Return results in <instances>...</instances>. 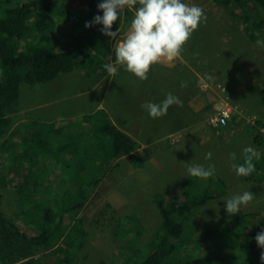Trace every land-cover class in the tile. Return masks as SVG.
I'll return each mask as SVG.
<instances>
[{"label": "rangeland", "instance_id": "rangeland-1", "mask_svg": "<svg viewBox=\"0 0 264 264\" xmlns=\"http://www.w3.org/2000/svg\"><path fill=\"white\" fill-rule=\"evenodd\" d=\"M74 2L76 3V0L70 6L73 7ZM101 2L102 0L96 1L97 7ZM184 2L200 6L207 17L206 22L199 25L198 30L193 33L191 39L184 46V51L194 62L198 63L199 70L188 59V56L181 54L173 61L165 60L153 66L148 74L149 77L153 75V80L151 85H148L147 80L139 81L119 66H117L118 73L115 77L99 73L85 77L83 69L75 68L69 74L61 73L59 77L49 82L21 83L19 88L21 98H19L20 101L15 108L18 107L20 111H26V116L32 120L47 124L54 123L53 126L55 127L61 126L62 132H69L71 136L76 137L79 144L89 148L80 149L82 155L85 150L87 153L90 150L92 154L95 149H107L104 146L95 148L93 140L97 145H100L108 141V136H98L99 130L95 128L96 125L92 127L91 122L85 127V121H83L84 116L93 110L105 94L107 96L103 102L108 115L113 118V121L118 120L121 127H124L132 138L134 135L137 136L136 138L141 144L144 142V145L148 147L144 153L151 152L154 156L162 150L166 151L161 144L163 140L164 143L169 144L168 138L170 137L171 143L179 142L182 125L194 124L196 120H199L198 118L206 115V113L208 115L213 113L212 116L218 115L220 111L218 109L223 108L226 103V107L234 106L230 119H236L242 125H246V123L257 118V121H261L264 125V47L257 44L258 40H264L262 38L252 39L251 30L246 27L247 22L240 16V7H233L232 11H229L227 8L226 10L218 6L217 2L213 0H184ZM125 11L120 14V19L126 17ZM55 20L54 37L57 39H55L56 46L61 50L65 51L67 47L70 48L77 37L84 36L80 28L73 23L64 21L57 16ZM254 32L258 33L257 30ZM114 55L115 52L108 57L109 63L114 64ZM184 65L192 67L198 72L196 86L182 88L181 85H177L192 78L189 70L184 69L185 72L181 76L179 73L176 74L177 71L183 69ZM140 82L146 86L140 85ZM198 85L207 89L210 100L215 98L220 101V103L215 104L217 111H214L215 107L210 108L208 106L207 108L204 106L203 112L199 113V117H195L193 121V119L184 118L186 117L184 104L182 107L173 105L168 109L167 115L152 119L141 107L145 102L160 103L165 99L167 93L178 96L183 103L184 95L189 94L186 97V105L189 103L193 105L196 103L194 98L199 96L198 99H201V95L196 96L195 92L200 91ZM153 94H155V101L152 100ZM203 101L205 105L206 100L204 98ZM173 107L177 108L175 114L171 110ZM175 109L173 110L175 111ZM14 115L12 116L13 119ZM93 121L104 124L102 118H94ZM187 121H190V124ZM229 123L230 121H228V125ZM150 142H152L151 145L155 142V149L151 148ZM176 147L171 146V148ZM107 151L109 150L105 152ZM182 151L187 153V157L180 156ZM242 151L243 149H240L238 145L232 146V144H228L226 149H208L207 146L203 149H170L166 151L169 152V158L163 164L162 169L150 161L151 156L149 155L144 158L145 164L140 167L134 166L128 159V155L119 154L120 156L115 157V159H110L114 156L102 155L100 151L94 158L90 154L80 156L88 158L87 169L84 171L82 168L78 171L100 180L90 185L91 187H85L84 184H74L70 187L69 189L73 192L69 204L77 202L81 204L84 200L82 191L84 187L90 195L89 199L82 206L79 204V209L74 211L63 210L64 203L62 201L60 203L57 201L46 202L45 200L50 199L52 195H55L52 197L53 199L59 198L63 191L57 189L55 184L56 182L60 183L59 180L62 177L61 173L56 170L53 173L55 175L53 183H49L47 190L42 191L45 196L29 197L30 200H40L36 209H43L46 212L47 209H50V211L44 216L37 211L28 218L42 224L48 214L51 219L57 221V224L62 223L63 226L67 227L66 241L71 245H67L64 241L61 246L64 248V252L66 251L65 253L68 254L66 257L69 259L72 257L70 259L71 264H133L134 260L143 261L153 248L150 246V241L152 236L159 231L162 221L156 199L164 198L170 193L179 194L182 192L187 186L188 163L200 164L205 167L210 164L215 165V174L221 176L216 178L222 179L229 185L221 198H214L213 201L208 200L204 206L199 208L196 222L202 235L229 220L230 216L226 212L225 200L231 198L233 193L237 195L250 191L254 193L255 197L247 207L241 206V211L237 214L245 215L249 212H261L264 209V178L262 177L264 176V168L255 173V176L262 177L260 180L246 182L245 178L236 175L233 161L230 167L234 171L224 167V164L227 166L230 164L228 163L230 153L235 152L237 158L242 160L240 157ZM45 152L50 155L46 150ZM190 152L191 154H189ZM208 152L212 153L211 160L205 159ZM52 159L53 157H51ZM174 160L175 163L169 167ZM50 162L54 165L51 163L46 165L49 167L56 166L55 161ZM235 162L240 163L239 159H236ZM51 172L53 170L46 171L44 174L48 175ZM197 179L201 186H207L214 182L211 180L212 178ZM222 181H218V183ZM80 186H83L81 190L78 189ZM41 187L39 186L40 189H42ZM62 187L65 188V184ZM12 191L13 189L11 190L8 186L2 187L1 191L3 203L7 205L9 212L13 210L10 200L13 195ZM164 193L166 194L164 195ZM67 199L69 200V198ZM44 202L47 206L42 208ZM249 218V216H245L244 220ZM73 219L74 221L80 219L74 227L71 225ZM22 224L21 227L25 226L28 231L33 232V229H37L34 224L26 219L22 220ZM67 224H70L71 227ZM130 226L129 237L134 240L131 244L123 247L126 243L122 244L124 238L121 239L122 241H118L117 236L120 232L121 235H124L126 232L124 228ZM193 247L192 244L181 247L185 256V264L214 263L211 262V258L205 252L203 255L200 253L199 256H195L191 250ZM62 256V253L57 255L51 253L47 259L50 264H62ZM56 258L58 259L56 260ZM229 260L228 264H235L233 258ZM240 264L244 263L240 262ZM253 264H261L260 254L255 257Z\"/></svg>", "mask_w": 264, "mask_h": 264}, {"label": "trees", "instance_id": "trees-1", "mask_svg": "<svg viewBox=\"0 0 264 264\" xmlns=\"http://www.w3.org/2000/svg\"><path fill=\"white\" fill-rule=\"evenodd\" d=\"M73 1L75 0H0V264H50L47 259L48 251L56 255L62 253V264H70L69 257H66L68 254L61 246L64 241L67 245H71L66 241L67 227L62 223L57 224V221L51 219L48 214L42 224L28 218L37 211L41 212L43 216L50 211V209H47V212L43 209H36L40 200H30L29 197H44L42 191H46L49 183H53V173L56 170L61 173L62 177L59 180L60 183L56 182L55 184L57 189L63 191L59 198L53 199L52 197L55 195H52L45 201L49 203L62 201L64 203L63 210L74 211L79 209L80 202L69 204L73 192L69 188L74 184L90 186L100 180L78 171L82 168L84 171L87 169L88 158L80 156L90 154L94 158L100 151L102 155L114 156L110 159L128 155L127 157L133 165L139 167L145 164L144 158L149 155L148 152H136L141 149V145L125 131L118 128L104 109L96 112L99 115L98 118L104 119V124L94 123L92 117H86L84 121L87 124L92 122V127L96 125L95 128L99 130L98 136H108V141L100 145H97L93 140L95 148L104 146L107 149H95L92 154L90 150L88 153L85 150L82 155L80 149L89 148L79 144L76 137L71 136L69 132H62L61 126L55 127L54 123L33 122L26 116V111H20L18 107L15 108L20 101L19 88L23 82L28 84L49 82L55 80L61 73L69 74L75 68L83 69L85 77L93 73L109 75L103 66L109 63L108 57L112 52L113 41H111V37L100 31L102 25L85 27V23L92 21L96 15H103L97 7L96 1L98 0H76L72 7L70 5ZM213 1L229 11H232L233 7H240V16L247 22L246 27L251 30L252 39L262 38L264 40V0ZM125 15L123 31L129 29L134 12L126 10ZM56 16L73 23L84 34L83 37H77L72 46L67 47L65 51L56 46V37H54ZM121 24L122 22L118 19L114 23L112 31L118 29ZM254 30H257L258 33ZM182 54L188 56V59L199 70L198 63L194 62L186 51H183ZM189 72L192 74V78L186 80L187 87L196 86L197 77L192 69H189ZM178 85L181 84L178 83ZM195 92L196 96L205 97V93L199 90ZM188 96L189 94L184 95L183 104L186 107L184 111L186 117L184 118L194 121L195 117H199V114L192 104L186 105ZM173 109L175 107L171 108L172 113L175 114L177 108L175 111ZM14 114L16 118L13 119ZM18 115L26 120L18 122ZM187 122L190 124V121ZM261 124L263 123L259 121V125ZM56 128L59 129L58 132H55ZM253 128L256 130L254 138L256 144L263 146L264 136L259 133L257 125ZM173 144H176L177 148L181 145L179 142ZM191 148L194 146L190 144L184 146L183 150ZM44 149L50 155H47ZM106 150L109 151L105 152ZM182 152L180 156L186 157L187 153L183 152V154ZM51 157H53L52 160ZM25 160L29 163L27 167ZM50 161H55L56 167L47 166L46 164H50ZM263 163L264 158L254 164L258 166ZM51 164L54 165V163ZM49 170H53V172L45 175L44 173ZM214 176L211 177L214 182L207 186H201L197 178L189 176L186 180L187 186L182 192L168 197V199H156L162 221L159 231L152 236L150 241V246L153 248L143 261L134 260L133 264H185V256L181 247L191 244L194 246L191 249L194 255L199 256L200 253L202 255L204 252L207 253L211 262H214L211 264H228L231 258L235 264H240V262L253 264L255 257L264 251L255 240L256 235L264 231L262 229L264 209L261 212H249L245 215L235 214L216 229H211L207 234L202 235L199 232L196 222L199 208L210 199L220 198L226 193V187L229 186L225 181ZM243 179L248 182L258 181L261 178L249 175ZM218 181L222 182L218 183ZM64 184L65 188L62 187ZM4 186L13 189L10 199L13 205L11 212L3 203L1 191ZM39 186H42V189ZM85 187L82 189L84 200L80 205H83L90 196ZM81 188L83 186L78 189L81 190ZM234 195L235 193H233ZM46 206L47 204L44 202L42 208ZM245 216L250 218L244 220ZM24 219L34 224L37 229H33V232L22 229L21 225H23L22 220ZM79 220L74 221L73 219L72 227ZM130 228L131 226L124 228L126 231L124 235H121L120 232L117 236L118 241L124 238L123 241L121 240L122 244L126 242L123 247L131 244L134 240L129 237ZM140 234L141 232L139 236ZM213 259L214 261H212Z\"/></svg>", "mask_w": 264, "mask_h": 264}, {"label": "clouds", "instance_id": "clouds-1", "mask_svg": "<svg viewBox=\"0 0 264 264\" xmlns=\"http://www.w3.org/2000/svg\"><path fill=\"white\" fill-rule=\"evenodd\" d=\"M98 9L103 13V15H96L92 21L85 23V27L91 28L93 25H102L103 27L100 31L104 35L111 37V41H113L111 53L115 52V62L114 64L106 63L103 66L109 74V77H115L117 75V66H119L120 68H123L124 71L131 73L139 81L147 80L146 82L148 85H151L153 80V75L151 77L148 76L151 68L157 63H161L165 60L173 61L174 59L180 57L184 51L186 42L190 40L193 33L198 30L199 25L207 20L203 8L195 4L190 5L184 2V0H102V2L98 4ZM125 10H132L134 15L129 29L123 31L122 25L124 23V19H120V14ZM118 19H120L122 24L118 29L112 31L113 25ZM257 44L258 46L264 47V41L258 40ZM184 69L186 71L192 69L197 77L198 72L189 66H184L183 69L181 71H177L176 74L179 73L181 76L185 72ZM158 77L159 75L157 78ZM140 85L143 86L145 84L140 82ZM186 86L187 82L181 83L182 88ZM199 88L201 92L205 93V97L200 96L202 99L204 98L206 100L205 107L208 108V106H210V108H214L215 103H212L208 98L209 92L207 89H204V87ZM155 94L152 95V97H154L152 99L153 101H155ZM106 96L107 95L105 94L103 99H105ZM103 99L98 101L93 110L84 116L83 121L86 117L100 119L98 118L99 115L96 113L100 109H104L107 112ZM173 105L182 107L183 102L178 96H175L172 93H167L165 99L160 103L145 102L141 105V107L148 113L150 118L158 119L167 115L168 109ZM226 106L227 103L223 108L218 110L227 108ZM229 108L230 112L226 124L213 123L211 118L216 115L214 114L212 116L213 113L207 118V123L215 127L227 126L228 121L232 120L230 119V116L234 110V106L231 105L230 107L229 105ZM214 111H217V108L214 109ZM18 116V122H23L21 121V116ZM108 117L118 128L125 131L127 134L129 133L126 129H124V127H121V123L118 120L113 121V118L110 115H108ZM14 118H16V115H14ZM257 120L258 119L256 118L253 121H250V123H246L245 126L253 128V126L257 125L259 133L264 136V125H259V121ZM84 126L86 127L87 123H85ZM136 137L137 136L133 135V138L141 145V149H138L136 152L144 153L148 147L144 145V142L141 144ZM257 146L260 148L259 151L251 146L243 149L242 163L233 164V168L237 176L247 177L249 175H253L254 177L257 171H261V169L264 168V163L260 164L258 168L254 164L257 161H262L264 158V145ZM229 155L232 161L237 159L235 152L230 153ZM205 159L211 160L212 153L208 152L205 155ZM173 164L174 163H172L169 167ZM187 173L190 177L207 180L215 175L216 168L215 165L212 164L205 167L200 164L188 163ZM214 177H218V175L216 174ZM262 177L264 178V176ZM165 194L166 193H164V195ZM175 195L176 193H170L165 195L164 198L168 199V197ZM254 198V193L250 191H245L242 194H237L228 198L225 200L227 214L231 217L239 213L241 211V206L247 207V205L252 202ZM210 200L213 201V199ZM21 228L27 231L25 226ZM255 240L257 245L261 249H264V231L259 232L256 235ZM47 253H49L48 257H50L51 252L48 251ZM260 261L261 264H264V251H261L260 253Z\"/></svg>", "mask_w": 264, "mask_h": 264}, {"label": "crops", "instance_id": "crops-1", "mask_svg": "<svg viewBox=\"0 0 264 264\" xmlns=\"http://www.w3.org/2000/svg\"><path fill=\"white\" fill-rule=\"evenodd\" d=\"M198 98L199 97L194 98L196 103L193 104L194 105L193 108L196 111H198V114H199V113L203 112L205 105H204V101H203L202 97H200L201 99H198ZM211 102L215 103V104L220 103V101L215 99V98L211 99ZM208 117H209V115H208V113H206V115H202L200 118H198L199 120H196V122L194 124L182 125L180 138H179V143L181 144L180 147L179 148H177V147L171 148V146H176V144L171 143L170 137H169L168 138L169 144L164 143V140L161 143V144H163L164 149L166 151H168L170 149H183L184 146H188L190 144L192 146H194L195 149H203L206 146L208 149H214V148L215 149H223V148L226 149L228 144H232V146L238 145V147L240 149H244L245 147L251 146V147L255 148L257 151H259L260 148L257 146L258 144H256L255 139H254L255 135H256V130H254V128L242 125L236 119H232L230 121L229 125H227V126L215 127V126L209 125L207 123ZM21 119H22L21 121L26 120V118L23 119L22 116H21ZM31 121L38 122L35 120H31ZM203 122H205V123H203ZM38 123H41V122H38ZM38 123H37V126L39 125ZM41 124H43V123H41ZM58 130L59 129L56 128L55 132H58ZM144 141L147 142V140H144ZM151 144H152V142H150V145ZM59 146H60V144H59ZM142 147H143V145H142ZM152 147H153V149H155V142L153 145H151V148ZM166 151L162 150L161 152H159L155 156L151 152L149 153V156H151L150 161L153 162V164H156L157 167L160 169H162L163 164H165L169 158L168 157L169 152H166ZM217 151H219V150H217ZM176 154H178V153H176ZM152 155H153V157H152ZM240 157H242V156H240ZM238 159H239L240 163H242L241 158H237V160ZM231 162H232V160L229 159V162H228V163H230L229 166L224 164L225 165L224 167H228V170H233V168L230 167V166H232ZM233 162L235 164H240V163H236L235 161H233ZM172 163H175V160ZM25 164H26V167L29 166V163L26 160H25ZM54 177H55V175H54ZM188 178H189V176H188ZM259 178H261V177H259ZM186 180H187V177H186Z\"/></svg>", "mask_w": 264, "mask_h": 264}, {"label": "built area", "instance_id": "built-area-1", "mask_svg": "<svg viewBox=\"0 0 264 264\" xmlns=\"http://www.w3.org/2000/svg\"><path fill=\"white\" fill-rule=\"evenodd\" d=\"M229 112H230V108L227 107V108H224V109H221L218 113V115H214L213 118H211V121L213 123H218V124H226L227 122V118L229 116Z\"/></svg>", "mask_w": 264, "mask_h": 264}, {"label": "flooded vegetation", "instance_id": "flooded-vegetation-1", "mask_svg": "<svg viewBox=\"0 0 264 264\" xmlns=\"http://www.w3.org/2000/svg\"><path fill=\"white\" fill-rule=\"evenodd\" d=\"M187 65V64H186ZM186 65H184V66H186Z\"/></svg>", "mask_w": 264, "mask_h": 264}]
</instances>
